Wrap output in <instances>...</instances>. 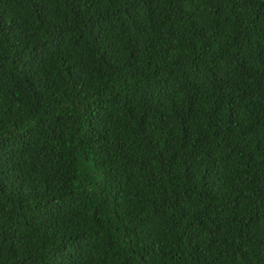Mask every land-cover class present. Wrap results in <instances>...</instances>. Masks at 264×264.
<instances>
[{
	"label": "trees",
	"instance_id": "16d2710c",
	"mask_svg": "<svg viewBox=\"0 0 264 264\" xmlns=\"http://www.w3.org/2000/svg\"><path fill=\"white\" fill-rule=\"evenodd\" d=\"M0 264H264V0H0Z\"/></svg>",
	"mask_w": 264,
	"mask_h": 264
}]
</instances>
